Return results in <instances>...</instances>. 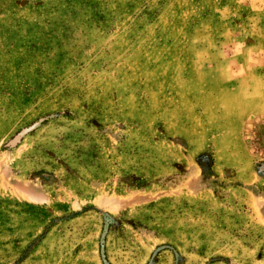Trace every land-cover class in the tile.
<instances>
[{
    "label": "rangeland",
    "instance_id": "374dc122",
    "mask_svg": "<svg viewBox=\"0 0 264 264\" xmlns=\"http://www.w3.org/2000/svg\"><path fill=\"white\" fill-rule=\"evenodd\" d=\"M0 264H264V0H0Z\"/></svg>",
    "mask_w": 264,
    "mask_h": 264
}]
</instances>
